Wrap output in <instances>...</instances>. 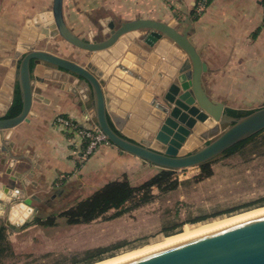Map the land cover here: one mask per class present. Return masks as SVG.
<instances>
[{
  "label": "crops",
  "instance_id": "1",
  "mask_svg": "<svg viewBox=\"0 0 264 264\" xmlns=\"http://www.w3.org/2000/svg\"><path fill=\"white\" fill-rule=\"evenodd\" d=\"M198 2L63 0V16L77 34L94 31L89 18L95 14L118 22L146 13L165 22L176 20L181 29L189 26L190 19L188 37L207 66L203 72L206 93L235 110L246 111L263 104L264 0H208L202 9ZM51 5L52 0H0V94L7 98L10 93H3L1 87L12 70L9 62L19 35L25 28L30 31L27 20L42 27ZM55 52L83 63L69 53ZM95 52L92 64L98 70L88 67L100 73L109 113L125 111L127 120L137 125L135 133L142 138L148 133L147 126L156 130L165 115L158 107L164 104L161 99L134 84L136 75L119 66L118 59H107L105 52ZM34 77V98L27 120L0 137V227L18 231L19 226L26 230L35 226L42 231L47 216L63 211L105 183L127 177L132 185H138L161 169L111 142L99 145L83 158L82 140L54 119L61 114L86 126L96 125L88 115L90 94L82 96L67 82L50 78L44 71ZM5 106L0 102V110ZM110 212L111 209L104 214Z\"/></svg>",
  "mask_w": 264,
  "mask_h": 264
},
{
  "label": "water",
  "instance_id": "2",
  "mask_svg": "<svg viewBox=\"0 0 264 264\" xmlns=\"http://www.w3.org/2000/svg\"><path fill=\"white\" fill-rule=\"evenodd\" d=\"M99 21L100 39L94 38L93 31L86 36L75 33L64 20L63 0H52L43 28L26 21L31 25L30 31L25 28L19 35L14 57L9 62L12 70L1 87L10 97L0 94V102L6 104L0 110V137L27 120L34 98V76L41 75V71L50 78L67 82L82 96L88 92L92 102L88 115L107 139L120 150L162 169L200 166L264 129V103L236 116L223 101L206 93L203 72L207 66L188 37L190 19L189 26L182 29L176 20L165 22L146 13L124 21L107 18ZM49 36L78 49L105 52L107 59L115 57L119 66L136 75L134 84L161 99L164 104L158 107L165 115L159 113L163 118L158 121L153 136L146 134L142 138L135 133L137 125L127 120L125 111L109 113L100 73L39 45ZM185 55L187 58L183 60ZM16 89L19 111L7 115ZM220 126L223 127L220 132L203 141L211 128ZM113 264H264V211Z\"/></svg>",
  "mask_w": 264,
  "mask_h": 264
},
{
  "label": "rangeland",
  "instance_id": "3",
  "mask_svg": "<svg viewBox=\"0 0 264 264\" xmlns=\"http://www.w3.org/2000/svg\"><path fill=\"white\" fill-rule=\"evenodd\" d=\"M100 18L96 14L89 18L95 39L101 38ZM87 33L83 30L79 34ZM39 45L69 53L98 70L92 64L96 52L58 42L54 36L45 37ZM147 128L153 136L155 129ZM211 129L204 142L223 127ZM209 166L212 173L208 176L199 166L173 170L170 178L177 182L174 189L163 192L153 186L151 193L155 188L156 194L152 193L147 202L133 206L137 196L119 214L112 208L109 214L81 223L86 225L75 226L61 217L55 223H45L42 231L35 226L27 230L19 226L18 231L5 226L7 241L2 245L7 248L0 264H111L162 246L169 237L184 233L185 226L209 225L264 208V130L237 151L215 158ZM50 218L47 216L46 221Z\"/></svg>",
  "mask_w": 264,
  "mask_h": 264
},
{
  "label": "trees",
  "instance_id": "4",
  "mask_svg": "<svg viewBox=\"0 0 264 264\" xmlns=\"http://www.w3.org/2000/svg\"><path fill=\"white\" fill-rule=\"evenodd\" d=\"M20 100L18 89L15 90L14 98L11 104L10 109L8 110L7 115H14L19 111ZM230 113L239 116L246 111L244 110H235L228 109ZM264 130V129H263ZM262 130V131H263ZM262 131L256 133L255 135L239 142L238 144L229 148L222 156H227L240 147L245 145L247 142L255 139ZM211 161L200 165L199 167L203 171L205 176H208L212 173V170L209 166ZM173 170L160 169L153 176L142 181L138 185H132L127 177H123L120 180H112L105 183L103 186L95 190L89 196L76 200L70 207L64 209L55 215H50V222L45 219L44 224H52L56 222V217L66 218V222L69 224H79V223H88L93 219L103 215L109 209H115L119 214L122 210H125L126 204L135 197H139L137 202L133 206H138L147 202L151 198V188L156 186L158 189L165 191H170L174 189L177 185V182L170 178V172ZM124 208V209H123ZM129 208V207H126ZM3 241H7L5 228L4 226L0 227V263L2 262V255L6 251V246L2 245Z\"/></svg>",
  "mask_w": 264,
  "mask_h": 264
},
{
  "label": "built area",
  "instance_id": "5",
  "mask_svg": "<svg viewBox=\"0 0 264 264\" xmlns=\"http://www.w3.org/2000/svg\"><path fill=\"white\" fill-rule=\"evenodd\" d=\"M207 1L208 0H199L198 8L202 9ZM54 122L64 129L74 133L79 137V139L82 140L85 145L82 154L83 158L89 157L99 145L103 143H110L105 134L97 127V125L86 126L75 119L63 116L61 114L55 117Z\"/></svg>",
  "mask_w": 264,
  "mask_h": 264
},
{
  "label": "bare ground",
  "instance_id": "6",
  "mask_svg": "<svg viewBox=\"0 0 264 264\" xmlns=\"http://www.w3.org/2000/svg\"><path fill=\"white\" fill-rule=\"evenodd\" d=\"M261 211H264V208H260V209H257V210H254L253 212H248V213H245L244 212V214L242 213V215H239V216H236V217H232V219L231 218H229V220H226V221H221V222H217V223H213V224H209V225H206V224H204V225H196V226H185L186 227V230H185V232L183 233L182 232V234H180V235H177V236H172V237H169L165 242H162L163 244L162 245H165V244H167V243H170V242H173V241H176V239H179V238H185V237H188V236H190L191 234H195V233H199V232H202V231H205V230H208V229H211V228H214V227H217V226H221V225H224V224H227V223H229V222H232V221H235V220H238V219H241V218H243V217H246V216H249V215H252V214H254V213H258V212H261ZM241 214V213H240ZM231 217V216H230ZM216 221H220V220H216ZM155 245H157V244H155ZM159 245V244H158ZM161 245V244H160ZM154 246V245H153ZM153 246H150V247H153ZM156 247V246H155ZM147 248V247H146ZM143 250V249H142ZM145 250H147V249H145ZM141 250H139L138 252H140ZM144 251V250H143ZM121 260H124V259H117L116 261L115 260H113V261H111L112 263H116V262H119V261H121ZM111 262H109V263H111ZM111 263V264H112ZM101 264H108L106 261H104L103 263H101Z\"/></svg>",
  "mask_w": 264,
  "mask_h": 264
}]
</instances>
